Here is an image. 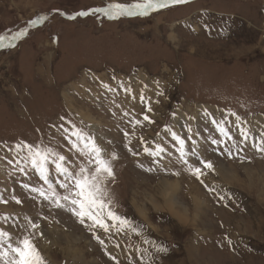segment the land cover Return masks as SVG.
I'll use <instances>...</instances> for the list:
<instances>
[{"label": "rangeland", "instance_id": "1", "mask_svg": "<svg viewBox=\"0 0 264 264\" xmlns=\"http://www.w3.org/2000/svg\"><path fill=\"white\" fill-rule=\"evenodd\" d=\"M138 2L0 0V36L11 40L27 29L13 47H0V196L8 200L0 203V216L9 217L0 226L19 236L25 216L38 223L44 235L37 243L50 264H115L109 253L120 264H147L149 256L155 264H264V154L251 147V139L242 142L235 117L227 116L237 113L252 134L264 131V0H191L115 19L76 16L109 3ZM161 90L164 95H157ZM205 110L232 121L227 127L235 143H212L226 138ZM146 113L154 123L143 120ZM135 119L142 124L134 125ZM73 126L117 154L108 199L136 232L94 233L65 208L22 187L47 185L25 161L27 149L18 152L16 144L50 148L77 166L84 157L64 132ZM166 127L185 138L190 153L196 141L199 158L189 155L188 164L206 175H192ZM157 144L166 149L161 157L144 151ZM201 160L211 161L214 171ZM50 169L63 195L61 178L54 165ZM173 192L186 224L171 209L156 207ZM158 246L168 251L158 253Z\"/></svg>", "mask_w": 264, "mask_h": 264}, {"label": "snow or ice", "instance_id": "2", "mask_svg": "<svg viewBox=\"0 0 264 264\" xmlns=\"http://www.w3.org/2000/svg\"><path fill=\"white\" fill-rule=\"evenodd\" d=\"M190 2L191 0H142V2L133 4L109 3L106 7H96L90 11L77 12L76 16L86 17L90 14L99 13L110 19H115L120 16L147 15L150 11H158L172 5H182ZM69 18L75 19L76 17L73 16ZM45 19H47L46 16L38 20H32L30 23L36 24ZM26 34L27 29L25 28L13 36L11 40L6 36H0V47H13V41H15L17 37H23ZM156 83L159 85L158 81ZM105 87L112 90L108 85H105ZM121 87H124L123 83H121ZM145 87H147V85H145ZM125 91L130 92L131 90L125 87ZM157 95H164V93L161 90ZM133 98L135 99V97ZM140 101L141 103L147 102V113L153 111L147 97L141 95ZM147 113L143 116V120L154 123ZM125 115H128V113H125ZM173 115L175 116V113H173ZM204 115L205 117L211 118V123L215 126L217 131L220 132L222 137L226 138L224 140L213 139V144H226L229 140H233L230 129L227 127L232 121H229L227 116H234L242 142L248 143L251 139V147L264 154V131H261L258 136L252 134L250 129L242 126L244 122L242 121V117L237 113L229 111L227 116L220 120L212 117V114L207 110L204 111ZM188 119L191 120L192 117ZM133 124L140 125L142 121L135 119ZM61 127H63V125ZM188 131H192L191 127L188 128ZM64 132L68 134L71 149H74L77 154L84 157V163L74 166L66 155L54 152L50 148H39L31 144L18 143L15 146L16 150L19 152L22 149H27L28 154L24 158L25 161L30 162L32 168L38 173L39 178L47 185V188L42 186L31 187L29 184L25 183L22 187L38 194L39 197L51 202L57 208H65L78 219L80 224L85 225L94 233L99 229L104 233H108L111 237L113 229L116 233H126L128 231L136 232L137 228L134 226L133 222L127 217L120 215L108 199L107 185L110 180L115 178L113 161L118 158L117 154L115 152L111 154L106 153L105 149L97 142L94 136L84 132L82 129L75 128V126H73L71 131H69L68 128H64ZM165 132L170 134L172 139L179 145L176 150L179 152L180 159L185 164H188L187 157L189 155L199 158V154L194 150L196 145L195 140H192L193 151L190 153L187 149L185 138L178 135L170 127H166ZM125 136H128L127 132H125ZM188 139H191V137H188ZM233 143H235L234 140ZM129 151H132V149L129 148ZM144 151L148 155L158 158L166 152V149L157 144L155 150L149 146H145ZM224 151L227 152L230 157L233 155L232 151L228 148H225ZM238 151H242V149H238ZM132 154L136 155L135 152ZM154 162L158 164L160 161L156 159ZM200 163L203 164V168L214 171V165L211 161L201 160ZM50 164L54 165L55 173L61 178L58 181V185L59 188L64 189L63 195L57 191V185L50 178ZM141 167H143V165H141ZM188 169L192 175L198 179L206 175L201 167L188 164ZM148 170L152 171L153 169L149 168ZM20 171L23 172L24 169L21 168ZM201 183H204L203 180H201ZM205 187H207V185H205ZM209 191H215V189L210 188ZM217 195H219V193H217ZM219 198L223 200L225 197L220 195ZM12 199L15 200L17 204L22 203V201L15 196H13ZM0 203L7 204L8 200L0 196ZM8 219V216H0V220L7 221ZM24 220L26 223L19 225V227L23 229V233L19 236L14 235L12 228L5 229L0 226V264H50L37 243V239L44 235L43 232L40 231V225L28 216H25ZM95 238L107 249L105 241L101 239L99 235H96ZM147 242L148 241H146V243ZM228 243L231 244L232 241L229 239ZM119 246V244L115 245V247ZM167 251V247H157L158 253H166ZM109 255L110 259H112L115 264H120L116 256L110 253ZM141 259L143 260V254ZM147 264H155V260L152 256H149Z\"/></svg>", "mask_w": 264, "mask_h": 264}, {"label": "bare ground", "instance_id": "3", "mask_svg": "<svg viewBox=\"0 0 264 264\" xmlns=\"http://www.w3.org/2000/svg\"><path fill=\"white\" fill-rule=\"evenodd\" d=\"M151 12H154L155 13V11H151ZM157 12V11H156ZM82 114V113H81ZM97 124H94V126H96ZM224 173H225V171H224ZM231 176L230 177H232L233 178V176L232 175H234V174H230ZM227 176V175H226ZM229 176V175H228ZM236 178V177H235ZM231 179V178H230ZM167 195H168V197H169V199H167L164 203H159V204H157L158 206H156V207H161L162 205L165 207V208H169V209H171L170 211L173 213V215H175V217L176 218H178L179 219V221H180V223L181 224H186V219L187 218H185V216L187 217V214H181L180 213V211H177V210H175V208H176V206H175V202H176V195H175V193L173 192V195H171V194H168L167 193ZM194 203H195V205L198 207V208H200V209H202V203H201V201H199L198 199H194ZM175 206V207H174ZM178 208V207H177ZM141 210V209H140ZM169 211V210H168ZM200 212V211H199ZM142 213V212H141ZM147 213V212H146ZM185 215V216H184ZM143 216V215H142ZM177 222V221H176Z\"/></svg>", "mask_w": 264, "mask_h": 264}, {"label": "trees", "instance_id": "4", "mask_svg": "<svg viewBox=\"0 0 264 264\" xmlns=\"http://www.w3.org/2000/svg\"><path fill=\"white\" fill-rule=\"evenodd\" d=\"M16 32H18V30Z\"/></svg>", "mask_w": 264, "mask_h": 264}]
</instances>
